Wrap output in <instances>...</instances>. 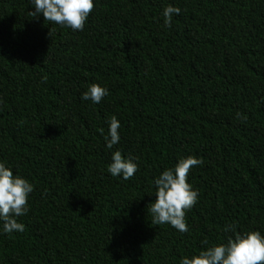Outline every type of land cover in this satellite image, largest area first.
I'll return each mask as SVG.
<instances>
[{"label": "trees", "instance_id": "obj_1", "mask_svg": "<svg viewBox=\"0 0 264 264\" xmlns=\"http://www.w3.org/2000/svg\"><path fill=\"white\" fill-rule=\"evenodd\" d=\"M93 3L73 31L0 0V163L34 188L25 231L0 222V264H180L227 244V225L264 235V0ZM93 83L99 104L81 99ZM115 151L137 164L128 180L107 171ZM188 156L203 163L181 233L149 207Z\"/></svg>", "mask_w": 264, "mask_h": 264}, {"label": "clouds", "instance_id": "obj_2", "mask_svg": "<svg viewBox=\"0 0 264 264\" xmlns=\"http://www.w3.org/2000/svg\"><path fill=\"white\" fill-rule=\"evenodd\" d=\"M34 11L29 16L66 26L73 31H83L89 15L94 9L93 0H31ZM180 9L168 6L163 10L164 24L171 28L173 15H179ZM51 29L49 35H51ZM108 95L106 88L93 83L83 93L82 100H91L99 104ZM239 115V114H238ZM120 123L115 116L109 120L108 135L104 136L107 148L111 149L120 141ZM101 134L104 129H100ZM203 161L188 156L179 159L174 169H165L155 180V202L150 204L152 224H169L181 233L188 231L186 212L196 203L198 193L188 183L190 170ZM107 171L113 177L130 179L137 171L132 158H124L120 151L112 154V162ZM33 185L26 179L13 174V171L0 163V222L4 233L24 232L25 225L17 222V217L28 212L29 194ZM225 232H233L227 244L213 245L191 258L183 257L180 264H264V235L259 231L236 232L235 225H227ZM207 243V241H205Z\"/></svg>", "mask_w": 264, "mask_h": 264}]
</instances>
